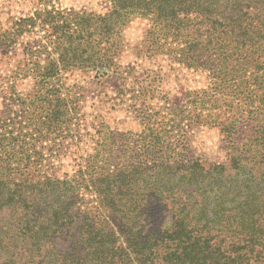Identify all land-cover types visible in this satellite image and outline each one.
Instances as JSON below:
<instances>
[{
	"label": "trees",
	"instance_id": "1",
	"mask_svg": "<svg viewBox=\"0 0 264 264\" xmlns=\"http://www.w3.org/2000/svg\"><path fill=\"white\" fill-rule=\"evenodd\" d=\"M100 1L104 12L52 6L0 29L4 54L48 32L0 86V264H264V0ZM142 21L133 46L126 29ZM158 61L207 83L162 100L164 74L142 65ZM15 78L31 79L27 95ZM83 78L130 101L134 132L79 107ZM202 126L219 129L223 160L191 148ZM88 127L90 151L53 176Z\"/></svg>",
	"mask_w": 264,
	"mask_h": 264
},
{
	"label": "rangeland",
	"instance_id": "2",
	"mask_svg": "<svg viewBox=\"0 0 264 264\" xmlns=\"http://www.w3.org/2000/svg\"><path fill=\"white\" fill-rule=\"evenodd\" d=\"M52 6L60 10L68 11L85 10L104 12L106 9V5L102 4L100 0H0V29L2 28V30H6L10 28L14 22L19 21V19L33 15L36 10H44L46 7L49 9ZM136 22L133 24H137ZM143 24L144 21L141 22V25L139 24V27L131 26L126 29V37L133 46L138 42L135 41L141 36L140 27H142ZM47 38V30L37 26L24 33L15 47L8 53L4 54V52L0 50V86L3 84L4 87L5 82L9 78L14 79L13 70H15L18 60L22 57L24 47L29 44H35V42H38L39 40L46 42ZM120 62L124 65L129 63L133 64V62H135V58L130 51H127L120 56ZM159 64H162L163 67L159 66ZM142 65L144 68L151 67V69L158 71L161 77H163L164 74V81L162 82L160 95L158 97L162 100L163 98H168L171 101L181 100L185 91L204 87L207 83L205 74L198 71L192 72L181 69L177 72V75H174L171 72H168L167 75H165V63H159L158 61V63L153 62V64L149 66L147 64ZM83 80L85 81L84 86L86 85L88 90L81 93L86 101L85 103L83 102L80 104L79 107L86 113L94 114L91 113L94 109L91 105L95 104L94 107L97 109V115H99L100 119H104L105 122L107 121V124L111 129L118 130L120 132L127 130L134 132L137 128V122L133 118L131 107L127 106V104H130V101H127L123 107L118 108L117 105H112L114 104L113 101L109 102L107 99H100L98 91L94 90V84L97 83V80H93L91 78H83ZM89 82H91V84H89ZM31 86L32 81L30 78H15L14 88L17 92L27 95V93L31 91ZM108 86L109 85H107L106 82H100L98 86L99 88L96 89L100 90L104 88L108 90L106 93L109 94L110 88ZM1 93L2 88L0 87V110L3 104L1 98L3 95H1ZM163 103L164 102L162 101L159 102L160 105ZM13 109L19 110V108L14 106L9 108L11 111H13ZM11 111L6 112L8 113L7 116H5V118L8 119L7 122L11 121L14 117ZM85 117L88 118V116ZM89 131H91L90 127L86 130L84 129L83 131H79V138H81L80 141H77V139L74 138L73 140H69L64 145V152L61 153V159L58 162H54V168L50 171L53 176L62 177L64 174H71L75 165L74 160H76L80 154L90 151V140L88 136ZM196 132H199V130H196ZM192 138L193 136H191L190 144ZM221 147L222 142L220 140L217 152L207 154L203 152L197 153L191 144V148L194 150L196 156L201 158L206 163L215 161L219 162V160H223L225 158V153Z\"/></svg>",
	"mask_w": 264,
	"mask_h": 264
},
{
	"label": "clouds",
	"instance_id": "3",
	"mask_svg": "<svg viewBox=\"0 0 264 264\" xmlns=\"http://www.w3.org/2000/svg\"><path fill=\"white\" fill-rule=\"evenodd\" d=\"M192 136L191 144L197 153L213 154L217 152L221 140L218 128L202 126L199 132L193 131Z\"/></svg>",
	"mask_w": 264,
	"mask_h": 264
}]
</instances>
